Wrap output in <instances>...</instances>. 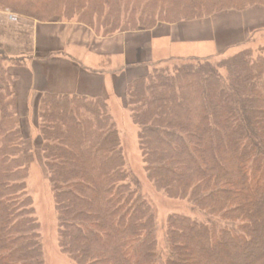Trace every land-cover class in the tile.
Here are the masks:
<instances>
[{"label":"trees","instance_id":"1","mask_svg":"<svg viewBox=\"0 0 264 264\" xmlns=\"http://www.w3.org/2000/svg\"><path fill=\"white\" fill-rule=\"evenodd\" d=\"M255 4L264 0H0V10L43 23L76 18L112 36ZM212 58L166 59L126 89L148 178L201 215L172 214L163 245L108 102L41 95L37 130L59 245L72 260L264 264V46ZM23 64V57L0 47V264L45 262L11 70Z\"/></svg>","mask_w":264,"mask_h":264},{"label":"crops","instance_id":"2","mask_svg":"<svg viewBox=\"0 0 264 264\" xmlns=\"http://www.w3.org/2000/svg\"><path fill=\"white\" fill-rule=\"evenodd\" d=\"M260 29L263 5L112 36L77 22L28 25L0 10V47L24 60L11 69L17 75L18 104L22 99L31 108L46 92L102 97L109 105L113 93L124 102L128 85L152 65L172 57L215 55L246 43Z\"/></svg>","mask_w":264,"mask_h":264},{"label":"rangeland","instance_id":"3","mask_svg":"<svg viewBox=\"0 0 264 264\" xmlns=\"http://www.w3.org/2000/svg\"><path fill=\"white\" fill-rule=\"evenodd\" d=\"M256 5L260 4L251 5L247 8ZM228 10L231 11L236 9H225L223 11ZM223 11H218L211 14L210 16ZM12 15L13 20H20L28 25H33L37 22L21 19L14 13H12ZM53 21L77 22L76 18L67 21V19L62 17L52 18L49 22ZM245 42L246 43L241 42L242 44L240 45H233L232 47H230L229 49L227 48V50L224 51L220 50L219 53L211 55L213 57L212 59L219 60L228 56H232L244 48L251 47L256 50L259 46H264V29L253 32L251 38ZM167 63L169 64L171 62L169 61L166 63H162L158 66L164 64L166 65ZM152 69H154V67L151 66L149 71H151ZM117 91L119 92V90ZM124 95L125 103L122 102L120 98L115 94L112 93L110 95V112L119 129L127 166L134 177V182H138L142 195L154 208L157 220V237L159 239V243L163 245L164 234L166 232V223L168 218L172 214L183 213L192 214L193 216L199 217H201V215L198 214V211L194 210V208L188 201L169 198L165 193L157 190V188L154 187L153 183L148 178L144 168L142 153L139 147L138 127L134 123L131 117V113L126 107V94ZM38 104L39 101L37 102V105H34L36 106L35 108H31L29 107V104L27 105L26 102L24 103L22 99L18 104L17 94V106L19 105L18 113L21 118L23 133L25 136L26 159L29 167L27 190L32 196L35 213L40 223V234L45 260L44 264H78L77 262L72 260L68 254L64 253L59 245L60 230L55 211L54 196L51 184L49 182L48 170L41 151V136L37 130Z\"/></svg>","mask_w":264,"mask_h":264}]
</instances>
